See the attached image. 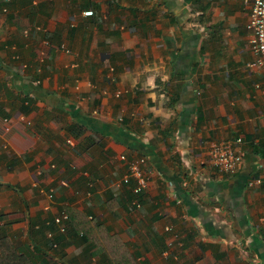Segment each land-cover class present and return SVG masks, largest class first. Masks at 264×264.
Returning a JSON list of instances; mask_svg holds the SVG:
<instances>
[{
	"label": "crops",
	"instance_id": "obj_1",
	"mask_svg": "<svg viewBox=\"0 0 264 264\" xmlns=\"http://www.w3.org/2000/svg\"><path fill=\"white\" fill-rule=\"evenodd\" d=\"M250 17L243 0H0V232L35 264H107L112 235L141 264H264ZM239 137L240 170L217 171L212 146ZM122 155L147 158L140 207ZM67 209L49 249L39 225Z\"/></svg>",
	"mask_w": 264,
	"mask_h": 264
},
{
	"label": "built area",
	"instance_id": "obj_2",
	"mask_svg": "<svg viewBox=\"0 0 264 264\" xmlns=\"http://www.w3.org/2000/svg\"><path fill=\"white\" fill-rule=\"evenodd\" d=\"M247 6H250L251 17L248 23L249 29L252 31L249 40L250 47L258 54L257 63L264 67V0H243ZM85 15H92V9L84 11ZM62 48H66L62 45ZM120 92H118L119 94ZM242 138L237 141H220L212 146L211 150V164L217 171L227 174H233L240 170L244 160V153L240 150L237 143L241 142ZM122 158L127 161V171L124 177L120 180V185L133 184L132 191L136 194L133 200L135 206L140 207L141 202L138 196L147 188L150 174L147 169L146 156H138L128 159L126 155ZM259 180H251L250 184H254ZM50 196H53L51 193ZM54 222L62 233L67 231V223L70 215L66 210H62L59 214L54 216ZM49 237L54 236V231L47 232ZM54 246H58L57 243Z\"/></svg>",
	"mask_w": 264,
	"mask_h": 264
},
{
	"label": "trees",
	"instance_id": "obj_3",
	"mask_svg": "<svg viewBox=\"0 0 264 264\" xmlns=\"http://www.w3.org/2000/svg\"><path fill=\"white\" fill-rule=\"evenodd\" d=\"M130 186L132 187L133 184H130ZM66 211L69 215L71 214L70 209H67ZM39 226L45 231L48 248H57L58 246H54V244H59V239L65 233L59 231L54 219L47 220L44 225ZM69 227L70 221L67 223L66 233L69 232ZM49 230L54 231L53 237L48 236L47 232ZM83 231L85 234L86 229H83ZM95 244L100 251L101 257L107 264H141L138 260V256L129 251L127 243L119 238V236L112 235L109 238L100 237L95 240ZM0 264H35V261L30 254L21 251L7 234H0ZM188 264L195 263L191 262Z\"/></svg>",
	"mask_w": 264,
	"mask_h": 264
},
{
	"label": "rangeland",
	"instance_id": "obj_4",
	"mask_svg": "<svg viewBox=\"0 0 264 264\" xmlns=\"http://www.w3.org/2000/svg\"><path fill=\"white\" fill-rule=\"evenodd\" d=\"M0 234H2V233L0 232Z\"/></svg>",
	"mask_w": 264,
	"mask_h": 264
}]
</instances>
